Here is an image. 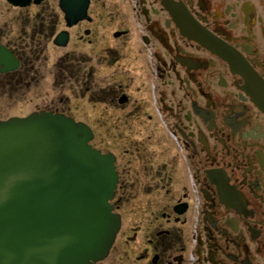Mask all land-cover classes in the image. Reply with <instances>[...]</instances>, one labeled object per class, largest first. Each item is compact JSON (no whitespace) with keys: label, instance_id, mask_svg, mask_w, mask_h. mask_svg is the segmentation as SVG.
Instances as JSON below:
<instances>
[{"label":"flooded vegetation","instance_id":"af4514ba","mask_svg":"<svg viewBox=\"0 0 264 264\" xmlns=\"http://www.w3.org/2000/svg\"><path fill=\"white\" fill-rule=\"evenodd\" d=\"M88 15L67 28L58 0H0V120L95 124L122 218L104 264H264V0H91Z\"/></svg>","mask_w":264,"mask_h":264},{"label":"water","instance_id":"95a60500","mask_svg":"<svg viewBox=\"0 0 264 264\" xmlns=\"http://www.w3.org/2000/svg\"><path fill=\"white\" fill-rule=\"evenodd\" d=\"M89 2L63 0L70 25ZM92 139L87 125L65 116L0 121V264H98L108 256L121 227L110 203L118 178L114 157Z\"/></svg>","mask_w":264,"mask_h":264},{"label":"rangeland","instance_id":"374dc122","mask_svg":"<svg viewBox=\"0 0 264 264\" xmlns=\"http://www.w3.org/2000/svg\"><path fill=\"white\" fill-rule=\"evenodd\" d=\"M73 44H74V42H73ZM86 105V104H85ZM88 110H89V115H91L92 113H93V109L92 108H87ZM23 110H25V108H21V111H23ZM20 111V112H21ZM11 114V112H9V113H4V116H8V115H10ZM77 116H82V113H77ZM92 126H95V124H91Z\"/></svg>","mask_w":264,"mask_h":264}]
</instances>
